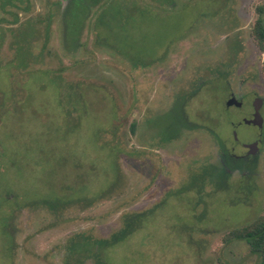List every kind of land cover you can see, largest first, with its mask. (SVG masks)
I'll list each match as a JSON object with an SVG mask.
<instances>
[{
	"label": "rangeland",
	"instance_id": "374dc122",
	"mask_svg": "<svg viewBox=\"0 0 264 264\" xmlns=\"http://www.w3.org/2000/svg\"><path fill=\"white\" fill-rule=\"evenodd\" d=\"M80 1L0 0V264H260L264 0Z\"/></svg>",
	"mask_w": 264,
	"mask_h": 264
},
{
	"label": "trees",
	"instance_id": "16d2710c",
	"mask_svg": "<svg viewBox=\"0 0 264 264\" xmlns=\"http://www.w3.org/2000/svg\"><path fill=\"white\" fill-rule=\"evenodd\" d=\"M257 12L258 18L254 25L253 34L259 47L264 50V7H258ZM66 13H68V10H66ZM67 16L68 15L66 14V19ZM205 173H207L206 170ZM144 216L145 215L125 217L124 225L119 229V232L108 238L109 240H101L95 245L98 244V246L103 248H111L121 243L135 231L137 228V221ZM232 236L233 238L244 241L249 246L250 252L260 258V264H264V215L252 225L233 233ZM86 245L88 246V243H86L85 246Z\"/></svg>",
	"mask_w": 264,
	"mask_h": 264
},
{
	"label": "flooded vegetation",
	"instance_id": "af4514ba",
	"mask_svg": "<svg viewBox=\"0 0 264 264\" xmlns=\"http://www.w3.org/2000/svg\"><path fill=\"white\" fill-rule=\"evenodd\" d=\"M97 1H98V2H101V1H103V0H97ZM82 2L84 3V5H85V3H86L85 0L80 1V2H79V7H81ZM135 2H137V1L135 0ZM71 3H72V0H68L67 10H69V7H70ZM137 3H138V2H137ZM86 17H87V16H86V13H85V14L83 15V18H82L81 22L79 23L78 27L72 32V34L74 35V37H77L78 39H79V36L81 35L80 33H81V31H82V29H83V26H84V24H85ZM66 20H67V19H66ZM66 23H68V21H66ZM69 33H70V32H69V30H68V27L66 26V34L68 35ZM241 48H242V45H241V44H238V43H235V44H229V45H227V49H226V51H227V53H228V56H229V55H232L231 57L233 58L234 56H236V55H235V52L239 54ZM259 50H260L261 52L264 53V50H262L260 47H259ZM232 52H234V54H232ZM232 96H233V95H232ZM176 102H177V101H176ZM176 102H175L173 105H175ZM172 108H173V107H171L170 109H172ZM180 108H181V110H182L181 105H180ZM175 109H177V107H176ZM253 115H254V113H253ZM253 115H252V118H253ZM247 120H248V119H247ZM250 120H251V119H250ZM257 129H259V128L257 127ZM259 130H261L262 132H261V134L259 135V137H258V139H257L256 141H254V142H252V143H249V144H243V145H242L243 148H245V150H246V155L235 156V155H231V154L229 153V156H230V158H231L233 164H241V165H244V166H249L251 163L254 162L253 160L256 159L257 155L261 153V149L263 148V145H264V132H263L264 127H263L262 129H259ZM255 143L257 144L258 151H257V153H256L255 155H250V154H249V149L247 148V146L252 145V144H255ZM77 238H79V239H81V240L78 241V242L74 241V242L71 243V245H70V252H71L72 249H73V252L78 251V255H79L80 253H84V252H86V251H85V249H86L85 244H86L87 242L85 241V239H84L82 236H77ZM82 238H83V239H82ZM79 239H78V240H79ZM82 240H83V241H82ZM81 251H82V252H81Z\"/></svg>",
	"mask_w": 264,
	"mask_h": 264
},
{
	"label": "water",
	"instance_id": "95a60500",
	"mask_svg": "<svg viewBox=\"0 0 264 264\" xmlns=\"http://www.w3.org/2000/svg\"><path fill=\"white\" fill-rule=\"evenodd\" d=\"M264 104V100L261 98H257L254 100L253 102V108H254V115L253 118L251 120H245L244 123L247 125H252L254 127H258L259 129H262L264 126V120L261 116V109L263 107ZM228 105H235V106H240L241 103L238 102L234 97H232L229 101H228ZM235 138H236V134H235ZM237 141V139H235ZM247 148L249 149V154L250 155H255L258 151V147L257 144H252L247 146Z\"/></svg>",
	"mask_w": 264,
	"mask_h": 264
}]
</instances>
